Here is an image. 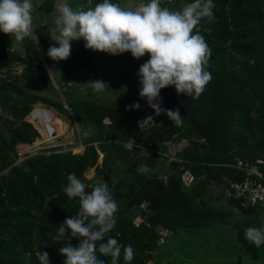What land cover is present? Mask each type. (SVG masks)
I'll use <instances>...</instances> for the list:
<instances>
[{
	"label": "trees",
	"instance_id": "obj_1",
	"mask_svg": "<svg viewBox=\"0 0 264 264\" xmlns=\"http://www.w3.org/2000/svg\"><path fill=\"white\" fill-rule=\"evenodd\" d=\"M72 1V6L89 2V8L102 2ZM189 2L161 0V6L179 10ZM213 3L214 19L198 25L211 49L208 70L213 79L197 99L178 94L174 86L159 93L161 107L179 110L183 125L175 127L164 113L155 115L146 98L140 96L124 97L117 103L66 98L76 122L89 129L82 140L84 150L77 154L50 149L18 161L16 147L39 136L25 120L35 104L65 112L57 91L50 88L45 63L58 65L60 83L67 86L77 81L81 69L92 65L93 55L71 49L66 60L53 61L47 56L55 42L50 40L49 24L41 21L53 10L54 0H45L33 11V16L39 15L33 20L34 38L18 42L22 53L14 49V36L0 32V63L23 67L17 75L0 76V264H40L39 252L49 254L50 264H64L66 257L59 250L67 237L56 241L55 236L59 224L79 209L78 199L70 200L63 191L70 173L85 184L101 179L110 184L119 209L109 235L132 246L134 259L130 264H149L157 259L161 228L173 233L225 225L228 213L209 205L210 188H222L224 178L242 177L231 167L237 159L249 164L262 160L260 169L264 172V0ZM34 40L41 47L40 53ZM140 59L145 63L149 56ZM39 90H48L51 96ZM136 103L139 109L126 110ZM148 115L156 120L142 128L140 121ZM128 139L134 141L130 151L124 147ZM168 142L181 148L164 167ZM158 165L162 177L151 174ZM140 167L151 172H142ZM92 168L93 177L86 178V171ZM186 171L193 176L187 188L181 182ZM226 200L238 208L237 202ZM258 210L241 211L251 216ZM136 217L140 218L138 224ZM233 228L247 259L264 261V245L255 247L245 239L244 230L236 232L238 225ZM70 242L72 246L79 244L76 238ZM97 255L111 264L110 257ZM118 264H129L123 259V249Z\"/></svg>",
	"mask_w": 264,
	"mask_h": 264
},
{
	"label": "clouds",
	"instance_id": "obj_2",
	"mask_svg": "<svg viewBox=\"0 0 264 264\" xmlns=\"http://www.w3.org/2000/svg\"><path fill=\"white\" fill-rule=\"evenodd\" d=\"M34 7L33 0H0V32L14 36L20 43L33 37ZM214 7L213 0H191L179 10L162 7L161 0H141L135 8L102 0L86 10H74L67 0H60L50 30V40L55 43L48 48L47 56L53 61L66 60L71 54V41L80 39L86 49L111 55L130 52L133 58L140 59L148 54L149 59L138 69L139 96L146 98L155 115L164 113L175 127H180L184 121L179 110L162 108L159 93L174 86L178 94L197 99L213 79L208 70L211 49L198 25L202 20L214 19ZM85 84L94 92L105 91L107 85L98 79ZM128 107L139 109L140 105L126 106V110ZM147 119L153 123L152 117ZM124 147L132 150L134 141L128 139ZM88 188L91 191H86ZM63 191L79 203L78 212L59 224L55 236L56 241L67 237L59 250L66 257L64 264H105L97 252L110 257L111 264H118L122 249L124 261L130 264L134 259L132 246L122 245L109 235L116 225L119 205L108 183L101 179L85 184L70 173ZM244 236L259 248L264 245V226L247 227ZM73 238L79 240L77 246L71 245ZM37 256L40 264H50L47 252Z\"/></svg>",
	"mask_w": 264,
	"mask_h": 264
},
{
	"label": "rangeland",
	"instance_id": "obj_3",
	"mask_svg": "<svg viewBox=\"0 0 264 264\" xmlns=\"http://www.w3.org/2000/svg\"><path fill=\"white\" fill-rule=\"evenodd\" d=\"M45 0H33L36 10L41 3ZM70 6L75 9H88L89 2L85 5H74L72 6V0H67ZM60 0H54L53 10L46 15L42 23H47L50 29L54 27V20L58 15V5ZM114 3L120 4L122 7H132L141 3V0H115ZM33 10V11H34ZM39 15L33 16V20L38 19ZM34 38V36L32 37ZM36 50L40 53L41 47L38 41L34 40ZM85 42L83 39L71 41V49L83 51L93 55L92 65L85 67L80 70L78 79L71 85H62L58 78L59 67L58 65L45 63V69L47 70L49 77L51 78L50 88H54L57 91L59 100L63 105L65 112H60L55 108L48 107L44 104L37 103L33 106L31 112L37 108L45 109L50 111L54 116L59 118L64 123V128L61 136V143L52 142L47 146H53L56 150H63L64 148H72L73 153H82L84 145L82 144L83 138L89 133V129L84 128L78 124L68 109L66 104V98H73L75 100H96L103 103H117L124 97L130 99L139 98V91L141 84L139 83L140 77L138 75V69L143 64L141 59H135L132 57L130 52H124L119 55H111L104 52L93 51L85 48ZM14 49L19 52H23L21 46L14 38ZM22 66L13 65L5 67L0 63V76H5L8 73L19 74L22 71ZM101 80L107 83L105 91L94 92L85 83L92 80ZM39 93L43 95L49 94L48 90H39ZM26 116L25 120L30 122L29 116ZM152 117L153 123L156 120L154 115H148L143 117L140 121L141 127H148L153 124L151 120L147 119ZM32 122V121H31ZM30 122V123H31ZM32 124V123H31ZM34 126V124H33ZM57 135V134H56ZM41 138H39L40 141ZM39 140H35L36 143ZM44 141V140H43ZM66 145V146H64ZM183 145V144H182ZM167 152L163 155L165 158L164 167L166 163L174 159V155L181 145H177L174 142H168L166 144ZM101 159H99V162ZM142 172H151L147 167L138 168ZM151 174L162 177L161 165H158L156 169L152 170ZM94 175V169L86 171V178H91ZM105 181V180H103ZM107 182V181H105ZM108 183V182H107ZM110 184L108 183V186ZM211 199L209 205L214 206L219 210H223L228 213L227 221L224 226L215 224L207 229L192 228L185 230H178L176 232H168L164 228L159 230L165 234L162 241H159L161 253H158L157 261L156 258L149 264H264V261H253L247 259L240 245L235 240V230L233 226H237V229L244 230L247 227H261L264 226V213L258 210L254 215H247L236 207L231 206L226 200L223 194L222 188L213 186L210 188ZM140 221L139 217L134 219V222L138 224Z\"/></svg>",
	"mask_w": 264,
	"mask_h": 264
},
{
	"label": "built area",
	"instance_id": "obj_4",
	"mask_svg": "<svg viewBox=\"0 0 264 264\" xmlns=\"http://www.w3.org/2000/svg\"><path fill=\"white\" fill-rule=\"evenodd\" d=\"M34 121L38 120L34 119L31 123L32 125L34 124L33 127L39 134L38 138H36L35 140H39L42 135L40 134L39 129L35 125ZM41 140L42 141L39 140L36 143L33 141L30 144L18 145L16 147V156L18 158V161H22L26 156L37 154L42 150L55 149L53 148L55 145H47L52 144V142H58L60 144L62 141L61 136L56 134H54L49 140ZM62 151L72 152V148H64ZM262 163V160H256L254 164H249L244 160L237 159L236 163L231 165V167H233L236 172H240L242 174V177L240 179H223V194L226 198L232 200L233 202H237L239 204L238 208L243 211L248 210L249 208L258 207L264 213V172L260 169V165ZM192 181L193 176L189 172L186 171L182 174L181 182L185 188H187ZM159 235L160 238L158 242L162 241L165 237V234L163 232H160Z\"/></svg>",
	"mask_w": 264,
	"mask_h": 264
},
{
	"label": "bare ground",
	"instance_id": "obj_5",
	"mask_svg": "<svg viewBox=\"0 0 264 264\" xmlns=\"http://www.w3.org/2000/svg\"><path fill=\"white\" fill-rule=\"evenodd\" d=\"M34 119L35 125L38 127L43 140H49L54 134L61 135L64 123L59 118L54 116L50 111L37 108L33 110L29 116L30 122Z\"/></svg>",
	"mask_w": 264,
	"mask_h": 264
},
{
	"label": "water",
	"instance_id": "obj_6",
	"mask_svg": "<svg viewBox=\"0 0 264 264\" xmlns=\"http://www.w3.org/2000/svg\"><path fill=\"white\" fill-rule=\"evenodd\" d=\"M149 208V205L147 206V209Z\"/></svg>",
	"mask_w": 264,
	"mask_h": 264
},
{
	"label": "crops",
	"instance_id": "obj_7",
	"mask_svg": "<svg viewBox=\"0 0 264 264\" xmlns=\"http://www.w3.org/2000/svg\"><path fill=\"white\" fill-rule=\"evenodd\" d=\"M58 74V73H57Z\"/></svg>",
	"mask_w": 264,
	"mask_h": 264
}]
</instances>
